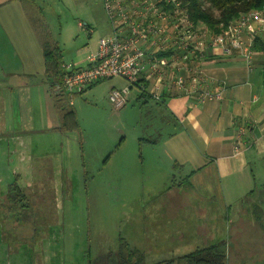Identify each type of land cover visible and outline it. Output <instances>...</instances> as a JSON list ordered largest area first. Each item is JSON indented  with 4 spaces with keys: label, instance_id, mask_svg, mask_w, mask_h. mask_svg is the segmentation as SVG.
<instances>
[{
    "label": "rangeland",
    "instance_id": "obj_1",
    "mask_svg": "<svg viewBox=\"0 0 264 264\" xmlns=\"http://www.w3.org/2000/svg\"><path fill=\"white\" fill-rule=\"evenodd\" d=\"M10 6H0L5 18L13 14ZM25 7L29 37L13 41L6 33L9 23L0 22V69L6 73L0 70V198L11 187L24 188L29 196L24 214L7 218V209H0V264H89L122 243L142 249L147 263L195 249L172 247L165 236L170 225L164 209L200 202L192 184L181 183L182 170L170 165L172 158L139 142L161 124L150 111L153 98L138 100L140 89L132 86L128 102L118 109L110 92L130 83L108 79L73 96L78 128H61L43 81V52L33 25L47 28L65 62H78L104 34V25L88 18L95 17L88 11L91 4L36 0ZM80 21L90 28L80 27ZM12 71L20 82L13 88L7 86ZM262 250L231 247L229 264H264Z\"/></svg>",
    "mask_w": 264,
    "mask_h": 264
},
{
    "label": "crops",
    "instance_id": "obj_2",
    "mask_svg": "<svg viewBox=\"0 0 264 264\" xmlns=\"http://www.w3.org/2000/svg\"><path fill=\"white\" fill-rule=\"evenodd\" d=\"M33 1L36 2L0 1V6L11 5L12 16L5 18V13L0 12V22L9 23L6 33L13 41L29 37L24 8L33 5ZM81 1L91 4L88 11L94 10L95 17L88 18L104 25L103 36L111 34L112 24L104 0ZM88 24L79 22L82 28H90ZM12 33L17 35L16 39ZM97 45L89 44V53L73 63L84 65ZM252 48L250 63L236 52L228 55L213 48L206 52L201 61L203 75L212 90L222 91L220 99L200 101L196 94H179L173 90H166L161 101L148 91L140 90L137 96L146 103L153 98L156 106L150 111L161 119V124L149 135L139 137V142L151 144L162 156L172 158L170 165L182 170L178 175L181 183L192 184V196L200 202L192 208L164 209L162 214L169 216L167 225H170L165 236L176 248L189 244L197 249L225 242L228 262L231 247L260 246L263 250L258 255L264 258V50ZM9 74L7 86L19 85L15 73ZM44 74L43 81L50 89L45 70ZM2 81L1 78L0 85ZM167 254L163 259L178 256L175 252Z\"/></svg>",
    "mask_w": 264,
    "mask_h": 264
},
{
    "label": "built area",
    "instance_id": "obj_3",
    "mask_svg": "<svg viewBox=\"0 0 264 264\" xmlns=\"http://www.w3.org/2000/svg\"><path fill=\"white\" fill-rule=\"evenodd\" d=\"M112 33L99 38L96 51L85 64L63 61L62 85L56 90L69 96L115 77L130 85L113 87L109 98L116 108L129 100L136 86L161 101L170 90L196 94L200 101L220 99L205 81L201 61L208 49L252 60L254 38L264 35V7L243 13L219 33L195 25L180 0H104ZM262 33V34H261Z\"/></svg>",
    "mask_w": 264,
    "mask_h": 264
},
{
    "label": "trees",
    "instance_id": "obj_4",
    "mask_svg": "<svg viewBox=\"0 0 264 264\" xmlns=\"http://www.w3.org/2000/svg\"><path fill=\"white\" fill-rule=\"evenodd\" d=\"M180 1L186 8L190 20L197 26L205 27L211 33L222 32L243 13L264 7V0ZM32 20L36 22L38 19H31V23ZM37 23L39 24V22ZM33 27L42 47L45 73L50 83L55 111L61 119V128L64 130L78 128L76 113L69 102V96L64 92H56L62 85L64 75L61 68L64 61L61 48L53 40L47 28L42 31L35 25ZM253 47L257 50H264V38L261 35L255 36ZM227 249V244L220 242L197 248L186 254L147 263L146 254L142 249L129 247L122 243L115 251H108L103 255L92 257L89 264H229Z\"/></svg>",
    "mask_w": 264,
    "mask_h": 264
},
{
    "label": "flooded vegetation",
    "instance_id": "obj_5",
    "mask_svg": "<svg viewBox=\"0 0 264 264\" xmlns=\"http://www.w3.org/2000/svg\"><path fill=\"white\" fill-rule=\"evenodd\" d=\"M14 187H11L10 190L6 191L3 195L4 197L0 198L1 202H0V209H7V218L11 215H17L19 214H24V212L22 213V211L24 210V208H28L29 207V196L26 193V190H24V188H18V192H14L11 191V189H13ZM3 199V201H2ZM15 211V212H14ZM5 214V213H4ZM10 223L13 221V219L9 218L8 220ZM14 221L16 222V220L14 219ZM28 222H31V220H27ZM31 224H35V222L33 221V223ZM10 226V224H9ZM34 234V232H33Z\"/></svg>",
    "mask_w": 264,
    "mask_h": 264
}]
</instances>
